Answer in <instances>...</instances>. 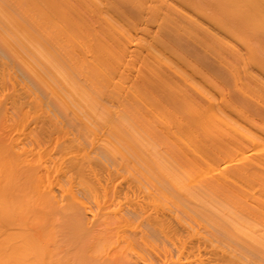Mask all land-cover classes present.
Instances as JSON below:
<instances>
[{
  "label": "bare ground",
  "instance_id": "bare-ground-1",
  "mask_svg": "<svg viewBox=\"0 0 264 264\" xmlns=\"http://www.w3.org/2000/svg\"><path fill=\"white\" fill-rule=\"evenodd\" d=\"M262 75L264 0H0V264H264Z\"/></svg>",
  "mask_w": 264,
  "mask_h": 264
},
{
  "label": "rangeland",
  "instance_id": "rangeland-1",
  "mask_svg": "<svg viewBox=\"0 0 264 264\" xmlns=\"http://www.w3.org/2000/svg\"><path fill=\"white\" fill-rule=\"evenodd\" d=\"M237 41H238V39H237ZM234 42H235V44L238 43V42L236 43V40H235V39H234L233 43H234ZM249 67H250V65H249ZM253 69H254V70H253ZM251 70H252L254 73H256V72H255L256 69H255L253 66H251V68H249L248 71L251 73ZM253 72H252V73H253ZM244 73H245V72H244ZM244 73L242 72L241 74L244 75ZM254 73H253V74H254ZM245 75H246V73H245ZM245 75L242 76V81H243V82L245 81V79H247V78L245 77ZM246 76H247V75H246ZM262 76H264V75H262ZM244 77H245V79H244ZM231 78H232V77H231ZM243 79H244V80H243ZM240 80H241V79H239V81H238V85H240L239 82L241 83ZM226 81H227V80H226ZM229 81L232 83V80H229ZM229 81H228V82H229ZM248 81H249V80H248ZM248 81H245V82H248ZM262 81H264V78H262ZM245 82H244V83H245ZM244 83H241L240 86L244 87ZM227 84H228V83H227ZM227 84H226V85H227ZM226 85L223 84V86H225V88L227 87ZM229 85H230V83H229ZM231 85H232V84H231ZM231 85H230V86H231ZM233 86H234V87H233ZM233 86H232V87H233V90H234V88H236L235 85H234V80H233ZM206 88H207L208 90H210L209 93H211L213 96H215V97H219V93H218V91H217V92H216V90L214 91V89H213V88H210L209 86L206 87ZM228 88H230V87H228ZM230 89H231V88H230ZM212 90H213V91H212ZM235 90H236V89H235ZM235 90H234V91H235ZM229 91H230V90H229ZM234 91H232V92H234ZM217 95H218V96H217ZM230 121H233V120H230V119H229L228 122L230 123ZM237 122H238V121H233V123L235 124V126L237 125V127H235L233 123H230V124H232V125H229V124H228V125H225L226 127H225L224 125H223V126H224L225 128H227V130H232L231 128H234V129L236 128L235 130L238 132L237 129H238V127L240 128L241 126H239V125H240V124H239L240 122H239V123H237ZM238 124H239V125H238ZM223 126H222V127H223ZM227 126H228V127H227ZM224 127H223V128H224ZM225 128H224V130H226ZM222 130H223V129H222ZM239 130H240V129H239ZM223 132H224V131H223ZM227 132H228V131H226V132H224V133H227ZM224 133H223V134H224ZM228 133H232V132L229 131ZM233 133H236V132H233ZM227 148H228V147H227ZM227 148H226L225 150H227L228 152H226V153L224 152L225 154L222 153V154L225 155V157L221 158L222 161L225 160V159H226L227 161L225 160L224 162H221V160L219 159V161L222 163V164L219 163V167L221 168V167H223V165L226 164L225 167L227 168V167L230 166L229 169L227 168V170H230V168H232V166H233L235 163H237V162H238V163L235 164L233 167H235V166L238 167V164L240 163V161L242 162L244 159H243V158L241 159V154L237 151L236 148H234V146H233V147L230 146V147L228 148L229 150H228ZM232 152H234V153H232ZM228 153H229V154H228ZM238 154H240V155H238ZM253 154H254V153H252V155H253ZM227 156H229L230 159H229V157H227ZM231 156H233V158H232ZM224 158H225V159H224ZM237 158H239V159H237ZM228 159H229V160H228ZM230 160H231V161H230ZM227 164H228V165H227ZM231 164H232V165H231ZM220 168H218V171H219V173H222V172L224 171V169L222 170V168H221V170H219ZM223 168H224V167H223ZM220 171H221V172H220ZM224 172H225V171H224ZM211 173H212V174H211ZM210 174H211V175H210ZM216 174H218V173H216V171H211V172L209 173L210 178H209V176H208V180L211 179V180H209V181H210V182H214V181H215V178H216ZM230 181H231V180H230ZM228 182H229V180H228V181H227V180H226V181L224 180V184H223V186H225V185L227 184V186H226V187H227V188H226V191H227V189H229L230 192L232 191L231 193H232L234 196H236V195L240 196V193H242V191L239 190V189H241V188L237 187L238 184H237V186H235V185H236L235 183H237V182H235V181H234V182H233V181L231 182L232 184L234 183L235 185H232L230 182H229V183H230V184H229ZM229 186H234L235 189H236L237 191L235 190L236 192H234V187L229 188ZM223 189H224V187H222V190H223ZM229 190H228V192H229ZM228 192L225 193V190H224V192L222 191V193H224V194H227ZM230 192H229V193H230ZM236 197H237V196H236Z\"/></svg>",
  "mask_w": 264,
  "mask_h": 264
}]
</instances>
